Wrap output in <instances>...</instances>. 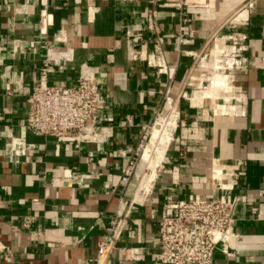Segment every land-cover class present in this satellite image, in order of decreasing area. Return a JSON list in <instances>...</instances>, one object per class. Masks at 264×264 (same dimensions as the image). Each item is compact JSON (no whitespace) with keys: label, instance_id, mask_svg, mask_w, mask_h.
<instances>
[{"label":"crops","instance_id":"crops-1","mask_svg":"<svg viewBox=\"0 0 264 264\" xmlns=\"http://www.w3.org/2000/svg\"><path fill=\"white\" fill-rule=\"evenodd\" d=\"M185 9L195 37L181 42L183 11L169 0H0V264H169L158 250L164 204L219 196L218 173L236 181L227 195L237 238L212 264H264V0ZM231 34L246 36L250 64L225 70L230 88H206ZM67 49L73 58L60 68ZM85 69L103 94L91 134L77 144L32 133L33 88L77 85ZM169 98L177 124L139 196L122 177ZM28 215L35 222L24 228ZM114 219L112 249L97 261Z\"/></svg>","mask_w":264,"mask_h":264},{"label":"built area","instance_id":"built-area-1","mask_svg":"<svg viewBox=\"0 0 264 264\" xmlns=\"http://www.w3.org/2000/svg\"><path fill=\"white\" fill-rule=\"evenodd\" d=\"M182 9L183 17L179 28L181 42L195 37L191 20L185 8L197 6L201 0H169ZM209 3L210 0H204ZM42 25H47L48 15L43 11ZM153 22L149 15V25ZM234 28L236 25L233 26ZM231 50L220 59L221 70L242 69L250 64L248 57L242 54L245 50V35L228 36ZM160 51V50H159ZM48 57L51 50L48 49ZM55 59L60 68L73 58V49L58 53ZM158 62L163 63L161 58ZM156 61V62H157ZM162 66V64H161ZM102 88L94 73L84 70L79 82L74 86L48 85L41 82L28 96L29 114L27 126L37 135H50L59 142L72 141L77 144L86 140L91 128L97 123L102 108ZM223 111H227L223 109ZM2 118L0 114V119ZM146 136H144L145 138ZM141 146V145H140ZM138 156V155H137ZM136 161V160H135ZM135 161L125 169L122 183L128 185L133 175ZM216 188L224 193L214 198H204L190 194L187 198L171 200L164 204L159 222L158 238L161 260L169 264H212L219 245L223 249L237 238L232 229L236 215V202L227 195L234 189L235 183L226 181L223 173L214 176ZM35 222L34 215H28L22 226L30 228ZM119 220L112 221V234L98 244L96 260L105 258L112 249L117 235ZM9 259V256H6Z\"/></svg>","mask_w":264,"mask_h":264},{"label":"rangeland","instance_id":"rangeland-1","mask_svg":"<svg viewBox=\"0 0 264 264\" xmlns=\"http://www.w3.org/2000/svg\"><path fill=\"white\" fill-rule=\"evenodd\" d=\"M209 83L210 80H207L204 85L207 86ZM161 115H167V113H162ZM161 115H157V117L147 128V132L145 134L146 137L141 143L140 149L138 151L139 154L137 156V160L135 161L131 182L135 187V190L138 191L137 195L139 196H142L145 193L146 188L152 183L150 180L151 178L154 179L155 177L153 176V173H155L156 167L161 163L168 144L171 141L170 138L154 128L156 122H160L165 125L167 122L175 123L174 119ZM162 155L163 157L161 158ZM140 188H142L141 191L139 190Z\"/></svg>","mask_w":264,"mask_h":264},{"label":"bare ground","instance_id":"bare-ground-1","mask_svg":"<svg viewBox=\"0 0 264 264\" xmlns=\"http://www.w3.org/2000/svg\"><path fill=\"white\" fill-rule=\"evenodd\" d=\"M216 52H223V50L218 49L217 51H214L215 54H216ZM223 53H225V52H223ZM220 59H221V57H218V58L215 59V62H214V65H213L214 72H213V75L208 78L210 80V83L206 86V88H208L209 85H213V87L218 88V89L219 88H230L231 87L230 84H229V77L225 73V68H224V70H221V68H223L225 66H223L222 63H220ZM218 77H220V78L217 79ZM221 111H223V109ZM177 115H178L177 108H176L173 100L171 98H169L167 115H161V116L170 117V118L174 119L175 123L167 122L166 125H165V124H162L160 122H156L155 125H154V128H156L160 133L166 135L168 138L172 139L173 130H174L176 124H177ZM170 125H171V129H170ZM168 146H169V144H168ZM165 154H166V151H165ZM165 154H164V156H165ZM162 157H163V155L161 156V158ZM163 159H164V157H163ZM163 159H162V161H163ZM162 161H161V163H162ZM161 163L156 167L155 173L157 171V168H159V166L161 165ZM155 173H153L154 174L153 176H155ZM155 179H156L155 177H154V179L151 178L150 182H152V183L146 188V191H145L144 194H146L150 190V188L153 185V182H154ZM139 190L141 191L142 188H140ZM144 194L142 196H144Z\"/></svg>","mask_w":264,"mask_h":264}]
</instances>
